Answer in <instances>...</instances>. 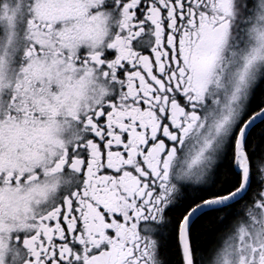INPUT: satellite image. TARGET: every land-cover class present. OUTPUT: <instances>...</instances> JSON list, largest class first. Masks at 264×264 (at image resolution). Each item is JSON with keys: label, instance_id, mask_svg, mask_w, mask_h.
I'll return each mask as SVG.
<instances>
[{"label": "snow or ice", "instance_id": "snow-or-ice-1", "mask_svg": "<svg viewBox=\"0 0 264 264\" xmlns=\"http://www.w3.org/2000/svg\"><path fill=\"white\" fill-rule=\"evenodd\" d=\"M0 264H264V0H0Z\"/></svg>", "mask_w": 264, "mask_h": 264}]
</instances>
